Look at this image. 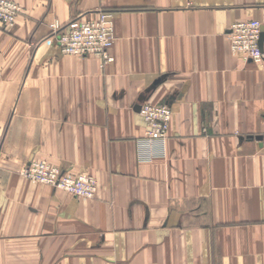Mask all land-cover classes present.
Masks as SVG:
<instances>
[{"label": "crops", "instance_id": "crops-1", "mask_svg": "<svg viewBox=\"0 0 264 264\" xmlns=\"http://www.w3.org/2000/svg\"><path fill=\"white\" fill-rule=\"evenodd\" d=\"M0 22V264H264V63L228 31L264 0H11ZM113 13L114 62L61 53L54 24ZM173 111L164 143L139 107ZM97 180L76 197L31 161Z\"/></svg>", "mask_w": 264, "mask_h": 264}, {"label": "built area", "instance_id": "built-area-1", "mask_svg": "<svg viewBox=\"0 0 264 264\" xmlns=\"http://www.w3.org/2000/svg\"><path fill=\"white\" fill-rule=\"evenodd\" d=\"M22 12L23 8L19 3L0 0V22L5 27H14ZM53 33L64 55L99 57L102 66L115 60L111 53L116 40L111 11L100 10L95 17L75 18L66 25L54 24ZM228 38L232 54L246 63H264V40L260 21L247 20L232 24ZM140 107L139 113L146 125V140L149 143H164L169 136L173 119L172 108L167 103H144ZM261 143L264 147V136ZM22 174L28 179L66 191L76 197H96L97 180L88 173L74 176L55 165L33 160L22 169Z\"/></svg>", "mask_w": 264, "mask_h": 264}, {"label": "water", "instance_id": "water-1", "mask_svg": "<svg viewBox=\"0 0 264 264\" xmlns=\"http://www.w3.org/2000/svg\"><path fill=\"white\" fill-rule=\"evenodd\" d=\"M140 108H141V107H139V111H140ZM259 140H262V137H259Z\"/></svg>", "mask_w": 264, "mask_h": 264}]
</instances>
